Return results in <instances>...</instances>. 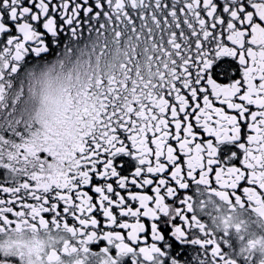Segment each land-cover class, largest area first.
Returning <instances> with one entry per match:
<instances>
[{"label":"snow or ice","instance_id":"1","mask_svg":"<svg viewBox=\"0 0 264 264\" xmlns=\"http://www.w3.org/2000/svg\"><path fill=\"white\" fill-rule=\"evenodd\" d=\"M108 7L109 0H0V63L17 74L55 55ZM180 14L190 18L193 44L148 120H102L70 181L40 187L31 180L13 190L0 172V227H19L21 217L63 223L96 233L97 248L123 240L154 248L155 264H177L192 259L181 242L192 239L187 184L207 175L233 185V199H246L252 187L264 195L251 175L264 151V43L257 42L264 0H185Z\"/></svg>","mask_w":264,"mask_h":264},{"label":"flooded vegetation","instance_id":"2","mask_svg":"<svg viewBox=\"0 0 264 264\" xmlns=\"http://www.w3.org/2000/svg\"><path fill=\"white\" fill-rule=\"evenodd\" d=\"M184 2L109 0L107 15L55 55L30 62L17 74L7 71L8 61L0 63V172L5 183L15 190L31 180L40 187L70 181L79 153L87 151L86 140L99 132L102 120L116 114L148 120L193 44L190 18L180 14ZM257 42L264 43V33H257ZM65 56L87 58L103 67L58 102L54 126L44 122L41 127L27 115L26 78L31 68ZM262 156L264 151L251 175L264 189ZM217 183L220 186L204 175L186 185L183 210L189 214L192 239L181 242L192 247V259L177 264H264V195L252 187L246 199H233V185ZM20 221L19 227H0V264H149V258L155 264L158 259L152 247L139 251L121 240L116 249L97 248L94 232L63 223L53 227L33 219L25 222V217ZM13 234H24L27 242L15 240Z\"/></svg>","mask_w":264,"mask_h":264},{"label":"clouds","instance_id":"3","mask_svg":"<svg viewBox=\"0 0 264 264\" xmlns=\"http://www.w3.org/2000/svg\"><path fill=\"white\" fill-rule=\"evenodd\" d=\"M102 67L87 58L73 60L65 56L50 64L31 68L26 78L25 98L30 109L27 113L29 119L41 127L44 122L54 126L53 117L58 102L66 100L70 92L87 83L88 78L97 74ZM13 238L27 242L24 234H13Z\"/></svg>","mask_w":264,"mask_h":264}]
</instances>
